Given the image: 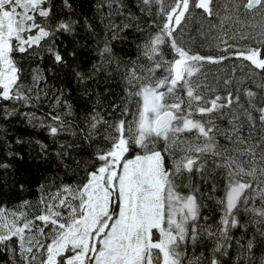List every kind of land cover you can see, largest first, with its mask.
<instances>
[{
    "label": "snow or ice",
    "instance_id": "obj_1",
    "mask_svg": "<svg viewBox=\"0 0 264 264\" xmlns=\"http://www.w3.org/2000/svg\"><path fill=\"white\" fill-rule=\"evenodd\" d=\"M0 153V264H264V0H0Z\"/></svg>",
    "mask_w": 264,
    "mask_h": 264
},
{
    "label": "trees",
    "instance_id": "obj_2",
    "mask_svg": "<svg viewBox=\"0 0 264 264\" xmlns=\"http://www.w3.org/2000/svg\"><path fill=\"white\" fill-rule=\"evenodd\" d=\"M86 2V6H87V0H85ZM194 25H189V28L192 29L194 28ZM120 48H123L124 51H130L127 43L124 45H117V50H120ZM203 54H212V55H218L219 53H217L214 49L209 50V48L206 46L204 49H202ZM88 57L85 56V61L87 62ZM226 63H230V62H226ZM206 69L211 70V71H225V69H223V66H218V65H206ZM4 128H10L11 131L9 132V139L13 141V146L14 147H19L17 145H15L14 143V138L16 136H24V134L28 131H31V129L25 125L24 123L21 122H17L15 124H8V125H4ZM25 139H27L28 137L24 136ZM0 155H2V153H0ZM34 155V153H33ZM20 163V167H21V172L23 173L25 171L24 169V162H19ZM31 173H35V168H32L29 170V174L31 175ZM41 173H35L36 179H39ZM35 182V181H32ZM30 196L33 201L35 200V196L34 193H26V194H20V195H16V194H12L8 199V207H12L22 196Z\"/></svg>",
    "mask_w": 264,
    "mask_h": 264
}]
</instances>
